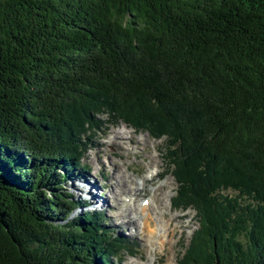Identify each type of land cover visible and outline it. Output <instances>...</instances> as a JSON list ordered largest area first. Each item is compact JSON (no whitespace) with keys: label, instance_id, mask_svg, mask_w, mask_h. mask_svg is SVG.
<instances>
[{"label":"trees","instance_id":"trees-1","mask_svg":"<svg viewBox=\"0 0 264 264\" xmlns=\"http://www.w3.org/2000/svg\"><path fill=\"white\" fill-rule=\"evenodd\" d=\"M119 122L197 212L177 264H264V0H0V264L131 250L68 188Z\"/></svg>","mask_w":264,"mask_h":264},{"label":"rangeland","instance_id":"rangeland-1","mask_svg":"<svg viewBox=\"0 0 264 264\" xmlns=\"http://www.w3.org/2000/svg\"><path fill=\"white\" fill-rule=\"evenodd\" d=\"M90 139L92 149L83 160L86 171H76L68 188L89 205V210L105 214L106 231L129 241L131 250L119 255L121 261L117 258L115 263L177 264L192 242L199 223L195 210L183 211L172 205L178 182L166 159L165 139H153L149 132H138L124 122L113 126L105 124ZM123 183L126 190L122 189ZM115 192L117 200L112 197ZM132 194L136 195L131 197ZM225 194L236 196L237 192L229 190ZM129 197L132 198L130 206L125 203ZM145 200L151 201V211L142 212L146 210L141 207ZM130 217L135 218L137 224L128 223ZM147 222L151 229H162L164 240H170L164 248L160 237L154 246L149 242ZM166 224H170L171 232H166Z\"/></svg>","mask_w":264,"mask_h":264},{"label":"bare ground","instance_id":"bare-ground-1","mask_svg":"<svg viewBox=\"0 0 264 264\" xmlns=\"http://www.w3.org/2000/svg\"><path fill=\"white\" fill-rule=\"evenodd\" d=\"M122 134V133H121ZM133 134V133H132ZM131 134V135H132ZM127 135H129L128 133H127ZM122 137V136H121ZM119 138V137H118ZM122 138H124V137H122ZM126 139H129V138H126ZM89 140V139H88ZM123 180V179H122ZM127 182V181H126ZM122 185V184H121ZM123 190H126V183H123V188H122ZM133 191H135L136 192V194L138 193V191H137V189H135V190H133ZM136 194H132V195H130L131 197H133L134 195H136ZM117 194H116V192L113 194V199H116L117 200ZM131 197H129V199L125 202L126 203V205H128V206H130L129 204H130V202L132 201V198ZM157 201V200H156ZM150 203H151V201L150 200H145L144 202H143V204L141 205V207H143V208H145L146 210H143L142 209V212H144V211H148V210H150L151 211V207H150ZM118 205V203L116 204V206ZM149 206V207H148ZM147 207V208H146ZM126 211H129V210H126ZM130 211H133V210H130ZM181 219V218H180ZM145 220V219H144ZM145 221H147V220H145ZM128 223H131V224H137V222H135V218H129L128 219ZM147 228H149V231H148V234H149V242L154 246L155 244H157V242H155V241H158V239H159V237L161 238L160 240H162L161 241V246L164 248L166 245V243L167 242H169V241H166V240H164V238H163V234L161 235V231H162V229L161 230H159V228L158 229H156V228H154V229H151V225H150V223L149 222H147ZM167 225V224H166ZM170 227V224L169 225H167V226H164V228L166 229V232H171V229L169 228ZM168 229V230H167ZM163 233V232H162Z\"/></svg>","mask_w":264,"mask_h":264}]
</instances>
